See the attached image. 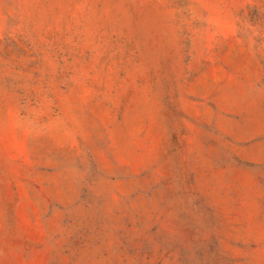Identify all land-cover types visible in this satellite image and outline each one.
I'll use <instances>...</instances> for the list:
<instances>
[{
  "label": "rangeland",
  "instance_id": "rangeland-1",
  "mask_svg": "<svg viewBox=\"0 0 264 264\" xmlns=\"http://www.w3.org/2000/svg\"><path fill=\"white\" fill-rule=\"evenodd\" d=\"M0 264H264V0H0Z\"/></svg>",
  "mask_w": 264,
  "mask_h": 264
}]
</instances>
